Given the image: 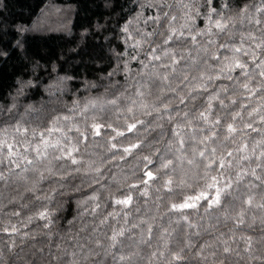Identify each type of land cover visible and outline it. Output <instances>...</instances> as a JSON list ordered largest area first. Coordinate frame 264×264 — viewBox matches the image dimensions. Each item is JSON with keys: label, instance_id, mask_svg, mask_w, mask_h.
<instances>
[{"label": "clouds", "instance_id": "obj_1", "mask_svg": "<svg viewBox=\"0 0 264 264\" xmlns=\"http://www.w3.org/2000/svg\"><path fill=\"white\" fill-rule=\"evenodd\" d=\"M59 12L0 0V264H264V0Z\"/></svg>", "mask_w": 264, "mask_h": 264}, {"label": "trees", "instance_id": "obj_2", "mask_svg": "<svg viewBox=\"0 0 264 264\" xmlns=\"http://www.w3.org/2000/svg\"><path fill=\"white\" fill-rule=\"evenodd\" d=\"M67 2H78L81 5V10L88 9V0H44V4L47 5V11L43 14L36 15V6L41 3V0H36V5L29 4L28 0H5V3L11 9L12 23L27 22L34 29H42L45 27H58L62 22V17L59 9L65 6ZM29 7L34 14L31 20H28L21 12H17V8ZM2 15V13H0ZM84 22V18L77 15V27L81 26ZM87 22H90V17L87 18ZM18 71V69H14ZM12 80V74H10L5 66L0 69V89L7 88Z\"/></svg>", "mask_w": 264, "mask_h": 264}]
</instances>
